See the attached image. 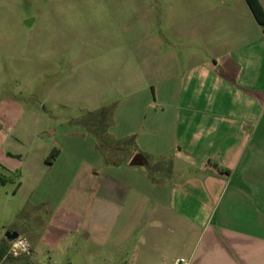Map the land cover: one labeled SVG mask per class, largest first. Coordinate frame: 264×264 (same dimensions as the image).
Segmentation results:
<instances>
[{
    "label": "rangeland",
    "instance_id": "1",
    "mask_svg": "<svg viewBox=\"0 0 264 264\" xmlns=\"http://www.w3.org/2000/svg\"><path fill=\"white\" fill-rule=\"evenodd\" d=\"M212 1L0 0V251L19 231L31 248L21 264H128L144 253L160 230L127 172L142 168L127 164L142 155L148 165L144 150L168 149L173 136L162 107L145 103L165 98L146 70L165 47L205 52L182 24L207 18ZM117 152L120 166L109 165Z\"/></svg>",
    "mask_w": 264,
    "mask_h": 264
},
{
    "label": "crops",
    "instance_id": "2",
    "mask_svg": "<svg viewBox=\"0 0 264 264\" xmlns=\"http://www.w3.org/2000/svg\"><path fill=\"white\" fill-rule=\"evenodd\" d=\"M213 1L207 18L182 24L190 27L183 38L205 52L183 57L165 47L146 70L149 87L157 94L159 85L165 98L145 103L162 107L173 136L168 149L144 150L149 169L127 164L142 168L127 172L144 184L139 196L160 230L128 264H264V30L246 0ZM119 155L108 164L120 166ZM2 244L5 264L10 242Z\"/></svg>",
    "mask_w": 264,
    "mask_h": 264
},
{
    "label": "built area",
    "instance_id": "3",
    "mask_svg": "<svg viewBox=\"0 0 264 264\" xmlns=\"http://www.w3.org/2000/svg\"><path fill=\"white\" fill-rule=\"evenodd\" d=\"M14 245H18V247H14ZM31 252L30 245L26 238L20 236L17 240L10 242V249L5 259L12 256L14 258H19L22 255H27ZM176 264H185L184 260L176 261Z\"/></svg>",
    "mask_w": 264,
    "mask_h": 264
},
{
    "label": "trees",
    "instance_id": "4",
    "mask_svg": "<svg viewBox=\"0 0 264 264\" xmlns=\"http://www.w3.org/2000/svg\"><path fill=\"white\" fill-rule=\"evenodd\" d=\"M246 1L249 4V7H250L255 19L257 20L259 25L262 26V28L264 30V8H263L262 4L260 3L259 0H246ZM59 153H60L59 150H55L52 153V155L48 159V163L50 165L53 164V160L58 157Z\"/></svg>",
    "mask_w": 264,
    "mask_h": 264
},
{
    "label": "water",
    "instance_id": "5",
    "mask_svg": "<svg viewBox=\"0 0 264 264\" xmlns=\"http://www.w3.org/2000/svg\"><path fill=\"white\" fill-rule=\"evenodd\" d=\"M130 165L131 166H145V165H147V162H145V158L142 155H136L132 159ZM19 237H20V234L17 232H11V233H8L6 235V239L9 242H13V241L17 240Z\"/></svg>",
    "mask_w": 264,
    "mask_h": 264
},
{
    "label": "clouds",
    "instance_id": "6",
    "mask_svg": "<svg viewBox=\"0 0 264 264\" xmlns=\"http://www.w3.org/2000/svg\"><path fill=\"white\" fill-rule=\"evenodd\" d=\"M14 247H18V245H14Z\"/></svg>",
    "mask_w": 264,
    "mask_h": 264
}]
</instances>
